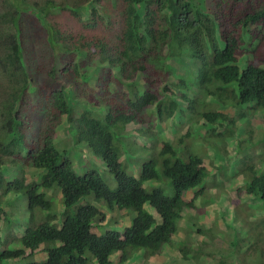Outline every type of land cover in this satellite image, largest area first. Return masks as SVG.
<instances>
[{
  "label": "trees",
  "instance_id": "trees-1",
  "mask_svg": "<svg viewBox=\"0 0 264 264\" xmlns=\"http://www.w3.org/2000/svg\"><path fill=\"white\" fill-rule=\"evenodd\" d=\"M109 1L123 7L121 23L105 24L101 0H12L0 10V221L12 228L11 195L22 193L28 205L20 216L27 213L29 220L22 236L12 229L13 241L21 246L0 250V264L40 253L46 254L45 261L28 264H113L111 258L117 252H121L119 264H125L141 250L150 258L174 248L183 212L193 209L204 190L201 187L192 201L188 194L204 183L209 172L202 158L187 154L181 155L183 160L175 146L165 143L157 156L142 164L139 177L130 174L129 165L121 163L127 150L126 126L139 121L143 127L136 125L137 132L148 136L155 124L165 126L178 114L195 111L199 101L201 107L193 113L197 121L204 119L215 126L220 122L235 125V118L218 106L264 110V0ZM87 5L92 7L84 22L91 38L81 35L84 43L77 44L68 28L46 23L62 15L82 21ZM26 8H33L36 36H45L51 50L42 49L40 55V59L48 57L49 67L44 65L47 93L36 107L31 96L41 94L25 62L30 56L21 24ZM55 50L85 56L79 62L58 61ZM245 55L247 66L241 71L238 62ZM184 57L193 68L179 77L175 86L179 97L171 92L166 98L169 74L175 73L173 65ZM96 62L103 66L94 78L97 89L80 88L78 78L88 83ZM139 76L142 86L136 81ZM92 105L104 107L105 116ZM39 114L44 119L37 125L34 116ZM63 118L69 125L68 141L84 146L106 164L117 182L115 190L91 166L93 162L77 171L71 150L55 142ZM217 130H212V137L223 135ZM30 170L43 174L29 182ZM243 174L246 194L264 201V172L257 174L252 166ZM159 180L169 182L172 196L163 188L148 191L144 187ZM52 190L61 193V212L48 196ZM90 196L112 211H134L136 216L123 232L98 235L94 227L105 220V214L89 203L82 206ZM257 238L264 251V241ZM254 262L264 264V255H257Z\"/></svg>",
  "mask_w": 264,
  "mask_h": 264
},
{
  "label": "rangeland",
  "instance_id": "rangeland-1",
  "mask_svg": "<svg viewBox=\"0 0 264 264\" xmlns=\"http://www.w3.org/2000/svg\"><path fill=\"white\" fill-rule=\"evenodd\" d=\"M11 1L0 0V10L6 8V4L11 3ZM91 7L92 5H87L82 10V21H79L76 17L71 19L68 15H62L46 19V23L55 26L56 29L58 26L68 28L76 35L75 40L77 44L78 42L84 43L86 41L81 35H84L88 40L91 38V34L85 29L84 22L89 17ZM100 7L102 8V16L106 21L105 24L112 22L118 24L122 22L123 12H121V8L123 7L121 5H117L109 0H101ZM24 12L25 18L21 20V24L23 35L25 36L24 43L29 50L30 56V59L25 60V62L32 76L35 77V88L37 87L36 89L41 94V97H38L37 94L36 98L34 95L31 96L34 101L33 104L36 107L44 102L47 93L46 69L44 65L49 67L45 63L48 57L43 56L40 59V55L43 53L42 49H46L49 52L51 50L45 36L40 38L36 36L38 25L33 8L32 10H27L26 8ZM58 22H61V25H58ZM67 44L70 45L69 42ZM54 54L58 61L66 58V62L73 60L74 62H79L80 58L85 56L84 53L78 55L76 51L64 53L55 50ZM247 61L246 55L239 59L238 66L241 71H244L246 68ZM96 63L90 68L89 77L91 79L88 83H85L84 77L78 78L77 85L80 88L87 86L88 89H97L94 78L97 75V69L103 66L99 62ZM169 63L171 65L174 64L172 62ZM187 65V57L182 58L181 61L173 65L175 73L171 72V75L169 74L170 78L165 84L169 90L166 98L171 95V92H175L177 96L180 94L175 86L179 84V77L187 72ZM40 67L43 68L41 69ZM142 79L141 76L136 79L140 86L143 85ZM72 86L73 84H71ZM178 100L180 99L178 98ZM208 101L210 102L209 99ZM92 106L96 107L95 105ZM200 107L201 102L199 101L195 104V111H185L187 118L185 114H178L174 119L167 122L165 126L161 125L158 127L160 130H163L162 133L166 134L167 138L173 139L175 136L173 141L178 140L175 149L178 151V156L181 159L186 160L181 155L183 157H186L187 154L188 156L196 155L203 159L210 173L204 183L197 188L204 187L205 193L196 202V208L186 211L184 219L179 223V232L173 238L174 249L163 255L162 253H158L153 256V258L161 257L156 259L154 264H163L162 262H165L166 258L165 264H256L257 262H254V259L257 255H264V251H261L262 242L258 244L257 238V235H259L260 239L264 241V201L258 196L246 194L244 191L246 178L243 172L252 166L257 174L264 172V110L254 111L250 110V107L232 108L218 106L219 111H224L231 118H235L234 128H231V126H227L224 122H220L217 124L218 126H215L208 124L204 119L197 121L193 113L198 112ZM94 110L100 116H105L104 107H96ZM43 119V114L34 116V121H36L37 125H40ZM149 123L147 124L151 125ZM139 125L143 127L142 124ZM220 127H224V131H221ZM68 128L67 120L63 118L62 125L56 130L55 142L65 143L66 147L71 150V158L76 170L82 172L83 169L89 167L90 162H93L91 166H95L107 186L111 190H115L117 182L114 176L108 173L106 164L103 161H96L90 151L84 146H78L69 142ZM134 128V126L127 128L130 138L125 140V145L127 148L132 147V145L135 146L126 151L127 154L125 151L123 152L124 155L122 153L121 163L124 166L130 163L131 166L128 172L139 177L142 164L148 161L152 155L146 157L147 151L143 147H138L139 144H145L144 136L140 135ZM214 128H217V132L223 135L212 137V130ZM227 128H229L228 132L231 133L230 135H227L225 132ZM178 130H181V133L176 135L175 131L178 132ZM183 135L188 136L180 138ZM181 139L184 140L183 143H181ZM33 172L35 171L30 170L27 175L29 182L37 181L38 176L43 174V171H37L35 174ZM10 175L12 177L13 172ZM144 187L148 191L154 188H163L167 196L173 195L168 181H165V183L162 180L150 181L145 183ZM23 195L25 196L23 193L11 195L12 199L8 197V200L11 199V207L15 213L9 221H12L13 231L18 232L19 230L21 236L29 225L27 215L20 216L23 212L21 209L27 208L28 205L27 198ZM48 195L57 203L56 210L61 212L60 192L52 190ZM188 197L191 199L193 193ZM87 203L96 206L105 214V220L97 221L95 225L99 235L111 230L123 232L126 227L130 226L131 221L136 216L134 211L126 212L118 211L117 209L112 211L105 203L97 202L93 196L85 199L82 206ZM76 210L77 208L73 212ZM1 228L5 229V225L2 222H0ZM14 232L9 229L0 231V250L15 249L21 246L20 242L13 241ZM257 244L258 246L255 247ZM141 251L133 254L132 258L128 260V264H151L148 260L143 263L147 257ZM118 256H120V253H115L113 260ZM45 260L46 254L40 253L36 257L26 260H13L8 262V264H28Z\"/></svg>",
  "mask_w": 264,
  "mask_h": 264
},
{
  "label": "clouds",
  "instance_id": "clouds-1",
  "mask_svg": "<svg viewBox=\"0 0 264 264\" xmlns=\"http://www.w3.org/2000/svg\"><path fill=\"white\" fill-rule=\"evenodd\" d=\"M187 60L189 61V58H187ZM189 64V63H188ZM193 68V66L191 65V66H189L187 69H189V68ZM166 99V98H165ZM179 102L180 103H182L183 104V106L185 107V106H187V103H185L184 101L182 102L181 101V99L179 100ZM105 114H106V112H105ZM185 115L187 116V114L185 113ZM176 117V116H175ZM187 118V117H186ZM136 125H138V127H139V121H134V122H132V123H130L129 125H127L126 126V128H125V134H124V137H125V140H127V139H129L130 138V136H129V132H128V130H127V128L128 127H130V126H136ZM184 125V124H183ZM138 127H135L134 129H135V131H137V129L136 128H138ZM159 126H157V124H155V129H153V130H151L149 133H148V136H146V135H143L144 136V142H145V144L143 145V144H139L138 145V147H143V149H145L147 152H146V157H149L150 155H152L151 157H150V159L151 158H153L154 156H157V153H158V151L160 150V148H162L163 147V144H165V143H171L173 146H176V144H177V141H173V139L175 138V136H174V138L173 139H169V138H167L166 137V134H163L162 133V131L163 130H160V128H158ZM176 132V135L177 134H179V133H181V130H178V132L177 131H175ZM184 137H186V135H183V136H180V138H184ZM125 140H123V141H125ZM210 141V140H209ZM79 146V145H78ZM135 145H132V147H134ZM132 147H130V148H132ZM130 148H127V146L125 147V149H127L126 151H128ZM125 151V152H126ZM123 153V152H122ZM126 154H127V152H126ZM123 155H124V153H123ZM93 156V155H92ZM149 159V160H150ZM97 161V160H96ZM129 165V167L131 166L130 165V163L128 164ZM204 166L206 167V169H207V166L205 165V162H204ZM75 168V167H74ZM210 173V172H209ZM215 186V185H214ZM201 188H199V189H196V190H194V191H191L189 194H188V196L189 195H191V193H193V197L190 199L191 201L193 200V198H194V196H195V193L196 192H198L199 190H200ZM201 190H204V193H205V188L204 187H202V189ZM200 190V191H201ZM59 191V190H58ZM245 191V190H244ZM61 194V193H60ZM49 196V195H48ZM203 195H201L200 197H202ZM50 197V196H49ZM200 197L198 198V199H195V201H194V207H193V209H195L196 208V202L200 199ZM52 200H53V198H52ZM60 201H61V197H60ZM57 208V207H56ZM118 210V209H117ZM189 210V209H188ZM187 210V211H188ZM118 211H120V210H118ZM121 211H126V212H128L127 210H121ZM186 212V211H185ZM185 212H183V217H185ZM25 215H27V217H28V214L26 213ZM182 217V220L184 219ZM181 220V221H182ZM180 221V222H181ZM0 222H2L4 225H5V229H3V228H1L0 229V231H2V230H6V229H8L7 228V226H6V222L5 221H0ZM11 231H12V228H9ZM94 230H95V232L97 233V231H96V226L94 227ZM98 234V233H97ZM99 235V234H98ZM182 236V235H181ZM181 238V237H180ZM179 238V239H180ZM259 241V240H258ZM173 250L174 248L173 247H168V249H167V251H165L164 253H162V255L163 254H165V253H167L168 251H170V250ZM141 252H143V253H145L144 251H141ZM117 253H120V256H121V252H117ZM37 256V255H36ZM35 256V257H36ZM113 256H114V254H113ZM113 256H112V258H111V261L113 262V264H119V259H120V256H118V257H116L114 260H113ZM159 258H161V257H157V258H153V257H150V258H145L144 259V262L143 263H145L147 260H148V262H151V264H154V261L156 260V259H159ZM163 264H165L164 262H162ZM125 264H128V260L126 261V263Z\"/></svg>",
  "mask_w": 264,
  "mask_h": 264
}]
</instances>
